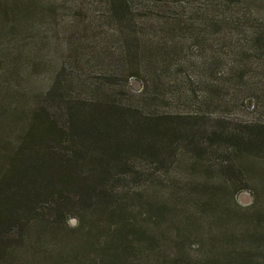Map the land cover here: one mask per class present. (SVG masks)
Returning <instances> with one entry per match:
<instances>
[{"label":"trees","instance_id":"1","mask_svg":"<svg viewBox=\"0 0 264 264\" xmlns=\"http://www.w3.org/2000/svg\"><path fill=\"white\" fill-rule=\"evenodd\" d=\"M204 1L159 30L154 0H0V264H264V124L218 134L163 109L208 104L219 80L254 95L259 66L264 75V0ZM59 4L104 13L118 71L89 73L107 61L68 33L73 19L61 39L32 31ZM147 18L155 36L142 31ZM124 67L145 74L134 95L120 85L134 77ZM215 140L235 150L234 182L176 169L156 183L162 169H134L176 161L183 143L202 164ZM243 190L246 207L235 201Z\"/></svg>","mask_w":264,"mask_h":264},{"label":"rangeland","instance_id":"2","mask_svg":"<svg viewBox=\"0 0 264 264\" xmlns=\"http://www.w3.org/2000/svg\"><path fill=\"white\" fill-rule=\"evenodd\" d=\"M87 1V0H82ZM153 3L157 10L150 11V14L154 17L155 20H158V28L159 30H165L164 23H166L165 19H169L174 14L173 13H186L188 15L192 14L187 7L190 2L194 3L195 8L205 6L204 0H154ZM160 1L167 5V11L159 12ZM162 10V9H161ZM135 15H140L137 10H135ZM100 11L93 12L91 9H86L85 6L77 9H73L72 11L66 10L60 4L57 6L54 14L48 13L45 14L40 21L36 22V25H33V30L36 32H40L39 29H44L48 31V37L61 39V36H65L63 32H65V23L73 19L74 23H71V29H69L70 34L75 35L77 39L80 41H86L92 43L93 46H90L89 49L86 50V54L89 53L91 55H99L100 57L106 58V63L104 66H99L92 64L91 68H87L91 75H97L99 72H106L107 70H116L115 67L116 60L115 57L119 56L118 48L120 45L117 42L118 36L113 29L104 24V16H102ZM48 15L54 16V20L56 23V27H54L55 31H52L51 28L48 26L49 18ZM187 15V16H188ZM102 16V17H101ZM186 16V17H187ZM95 21L94 25H91V22ZM146 21V22H145ZM101 22L100 24H97ZM142 23H147V28L143 29L142 31L145 33H150L151 35L155 36L151 29V23L147 19L144 20ZM40 26V28L38 27ZM157 40V39H156ZM155 40V41H156ZM27 45L24 43V51L28 54V59L30 61H34V53L33 48L31 47V39L26 38L25 40ZM40 46V55L46 52L45 49H41ZM54 50L51 52V55L60 56V52ZM191 56L197 55V50H192L190 52ZM125 68V67H124ZM127 75H134L128 79L127 83L124 84L122 80H120V85L124 86L126 92L130 95H134L139 92L142 88V83L144 82L143 76L145 74L140 73L135 68H125ZM183 69V67H182ZM187 71L191 72L192 70H188L187 67H184ZM183 69V70H184ZM179 70V69H178ZM50 71V70H49ZM46 69L40 67V80L49 73ZM118 71V69H117ZM145 71V70H144ZM263 72V70H262ZM122 73V72H120ZM257 76L254 81L257 82V91H254L253 94L250 95L249 92H246V85H230L228 82H224L219 80L220 85L223 86H216L219 91V95L215 96V100L210 101L206 105H193L184 102H174L172 101L168 107H164V111L166 114L171 116H182V115H194L197 114L200 118L196 120L198 127L206 128L207 130L213 129L217 131L218 134L228 133L232 130L237 129V125L250 123V122H259L264 124V75L260 76L261 67L259 66L257 70ZM123 74V73H122ZM190 74V73H185ZM259 78V80H258ZM239 129V128H238ZM210 148L205 149L203 153L204 161L200 164L199 160H193L190 162L188 158L189 151H192L194 147H190L188 150L187 145L185 143L179 144L178 150L181 151L179 154L180 156L176 158V161L169 162V161H162L160 163H145L144 161H138L135 164L134 169H162L160 172H156V183H166L169 181L174 174L176 169H187L190 172H196L195 174L201 173V169H211L215 171L218 175L220 171H224L225 177L229 180L234 182V178L236 174L234 172L233 165L228 162L229 160H233L236 157L235 150L231 149V146H226L225 142H221L220 140H215ZM197 148V147H196ZM199 149H195L197 151ZM213 176V175H212ZM212 178V177H211ZM237 185V184H236ZM241 185V182L240 184ZM252 195L249 190H243L235 196L236 203L241 207H246L252 202ZM74 219H69L68 224L70 226L75 225Z\"/></svg>","mask_w":264,"mask_h":264}]
</instances>
